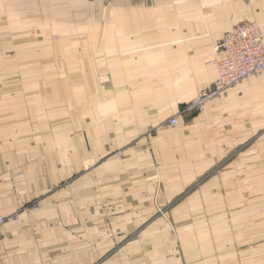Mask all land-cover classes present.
Masks as SVG:
<instances>
[{
  "label": "crops",
  "instance_id": "obj_1",
  "mask_svg": "<svg viewBox=\"0 0 264 264\" xmlns=\"http://www.w3.org/2000/svg\"><path fill=\"white\" fill-rule=\"evenodd\" d=\"M246 21L264 0H0L1 264H264V72L185 110Z\"/></svg>",
  "mask_w": 264,
  "mask_h": 264
},
{
  "label": "built area",
  "instance_id": "obj_2",
  "mask_svg": "<svg viewBox=\"0 0 264 264\" xmlns=\"http://www.w3.org/2000/svg\"><path fill=\"white\" fill-rule=\"evenodd\" d=\"M211 62L217 68L214 88L203 89L187 104V109L201 108L208 98L240 84L253 74L264 72L263 26L255 21H246L235 25L225 32L221 41L214 47ZM166 122L176 125L179 119L177 116H173ZM7 219L0 215V235Z\"/></svg>",
  "mask_w": 264,
  "mask_h": 264
},
{
  "label": "rangeland",
  "instance_id": "obj_3",
  "mask_svg": "<svg viewBox=\"0 0 264 264\" xmlns=\"http://www.w3.org/2000/svg\"><path fill=\"white\" fill-rule=\"evenodd\" d=\"M198 109H200V108H198ZM185 110L194 111L197 109L190 110V109H187V106H186ZM97 164H98V161L92 160V157L84 159L82 161V166L86 167L87 169L95 167ZM172 211H173V209L171 208V206L169 204L163 205V204L156 203L157 216H160L161 218H163L167 222V224L169 225L172 233L176 234L178 237L177 226H176V223L174 222V217H173ZM102 262H103V260L97 259L94 264H101Z\"/></svg>",
  "mask_w": 264,
  "mask_h": 264
}]
</instances>
